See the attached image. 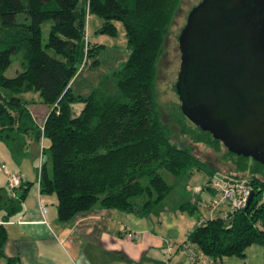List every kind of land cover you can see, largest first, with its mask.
Masks as SVG:
<instances>
[{
	"label": "trees",
	"instance_id": "16d2710c",
	"mask_svg": "<svg viewBox=\"0 0 264 264\" xmlns=\"http://www.w3.org/2000/svg\"><path fill=\"white\" fill-rule=\"evenodd\" d=\"M188 1L0 0V140L15 152L23 145L22 135L47 139L41 155L47 154L49 165L39 164L36 176L40 193L55 195L62 223L96 205L149 219L166 207L179 182L185 192L193 171L205 174L209 191L215 174L243 182L251 198L229 215V222L203 217L185 240L212 260L241 257L248 245L264 246V181L258 177L263 167L225 148L222 152L221 142L185 122H175L178 135L209 147L215 158L201 161L189 146L178 147L160 121L154 96L163 41ZM21 12L29 21L15 20ZM90 14L100 17V33L114 35V22L124 28L127 56L109 75L95 69L104 46L85 37ZM44 21H50L45 48ZM13 53L20 54L22 71L6 82L3 73ZM34 102L49 108L40 126L28 109ZM74 104L82 105L78 112ZM177 113L182 116L179 103ZM28 184L21 182L14 196L0 187V257L6 239L2 224L20 210ZM175 206L187 213L198 209L196 203L177 198L169 209Z\"/></svg>",
	"mask_w": 264,
	"mask_h": 264
},
{
	"label": "crops",
	"instance_id": "0c3cea01",
	"mask_svg": "<svg viewBox=\"0 0 264 264\" xmlns=\"http://www.w3.org/2000/svg\"><path fill=\"white\" fill-rule=\"evenodd\" d=\"M81 106L74 104L73 108L78 112ZM28 109L38 126L42 122L37 117L43 121L49 110L39 102L30 104ZM44 139H37L34 133L22 135L23 145L15 152L0 140V187L6 188L7 172L11 171L29 183L20 210L2 224L6 239L0 264H264L262 245L246 246L241 257L212 260L185 242L187 233L201 218L215 213L207 207L210 191L205 187L202 171H193L186 183L184 201L198 207L192 213L179 211L176 206L173 210L162 207L148 219L96 205L67 222H59L56 197L53 193H40L36 176L39 164L49 165L41 155ZM177 199L183 200L180 196ZM187 251L194 253L195 258Z\"/></svg>",
	"mask_w": 264,
	"mask_h": 264
},
{
	"label": "water",
	"instance_id": "95a60500",
	"mask_svg": "<svg viewBox=\"0 0 264 264\" xmlns=\"http://www.w3.org/2000/svg\"><path fill=\"white\" fill-rule=\"evenodd\" d=\"M176 41L181 114L264 169V0H199Z\"/></svg>",
	"mask_w": 264,
	"mask_h": 264
},
{
	"label": "rangeland",
	"instance_id": "374dc122",
	"mask_svg": "<svg viewBox=\"0 0 264 264\" xmlns=\"http://www.w3.org/2000/svg\"><path fill=\"white\" fill-rule=\"evenodd\" d=\"M199 0H189L187 3V7L179 14L176 18V21L173 23L171 28L169 29L168 35L163 41L162 44V53L157 62L156 69V78L154 82V96L157 104V109L159 112V118L162 122L164 128L168 131V136L170 137L171 142L176 144L178 147L180 146H189L191 148L192 154L200 159L201 161L211 160V158H215V154L209 147H205L202 144L190 143L186 137L178 135V128L175 122H185L188 126L193 125L190 123L183 115H179L177 113V96L174 90V82L176 79V73L178 71V63H179V52L177 48L176 36L178 34L179 29L182 27L184 23L185 13L189 6L194 5ZM15 20L17 22H27L29 19L26 17L24 13H18L15 16ZM101 24V19L97 15L90 14L87 17L85 24V37L86 40L92 44H102L104 47L100 49L96 58L99 61L97 66V71L103 75H109L110 71L113 68H116L121 62H123L127 56L126 50V38L124 33L123 25L120 22H114L115 25V34L108 35L105 33H100L98 28ZM50 26V21H44L40 24L41 31V46L43 48L47 32ZM47 52L54 56L55 58H60V55L56 54L51 49H46ZM21 56L19 53H13L10 56V64L6 68L3 73V77L5 81H9V79H16L18 73H21ZM85 76V75H83ZM86 77V76H85ZM15 78V79H14ZM98 82V81H97ZM43 106V105H41ZM31 107V106H30ZM43 108V107H42ZM31 109V108H30ZM176 111V113H175ZM181 113V112H180ZM42 118L37 117V121L42 122ZM44 147H47V139L43 141ZM222 152H225L224 147L220 149ZM217 154V153H216ZM218 154H220L218 152ZM42 160L47 161L48 156L46 153L42 154ZM225 166V164H223ZM221 167V165H219ZM258 177L264 181V173L262 172ZM167 180H170V176L166 175ZM181 190V191H180ZM173 195H169L166 198V206L167 208H171L173 202L176 200L177 196L183 198L186 197L185 192L181 187V183L179 182L176 185L175 190L171 193ZM171 196V197H170ZM210 200V195L207 198V204ZM206 205V204H205ZM200 212L204 213L203 208L200 207ZM205 214V213H204ZM196 213L193 217H196ZM190 218L188 215H184Z\"/></svg>",
	"mask_w": 264,
	"mask_h": 264
},
{
	"label": "built area",
	"instance_id": "2783aa9c",
	"mask_svg": "<svg viewBox=\"0 0 264 264\" xmlns=\"http://www.w3.org/2000/svg\"><path fill=\"white\" fill-rule=\"evenodd\" d=\"M39 166L37 168V174L39 173ZM5 170L4 166H1ZM23 182L19 173L16 171L7 172L6 187L10 191V196H14V190L20 186ZM210 200L207 204L208 209L214 214H210L208 217L218 216L224 218L226 222L230 220V214L236 210L242 208L246 202L250 192V189L243 182L228 183L215 175L210 178ZM264 200V197H263ZM209 211V213H210ZM188 246V245H187ZM191 258H195L194 253L187 251Z\"/></svg>",
	"mask_w": 264,
	"mask_h": 264
}]
</instances>
